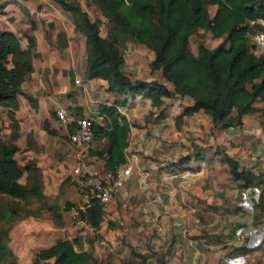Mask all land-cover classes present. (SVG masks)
Masks as SVG:
<instances>
[{"label":"trees","instance_id":"obj_1","mask_svg":"<svg viewBox=\"0 0 264 264\" xmlns=\"http://www.w3.org/2000/svg\"><path fill=\"white\" fill-rule=\"evenodd\" d=\"M52 1L70 13L75 32L84 39L85 79L105 81V91L118 96L141 95L149 99L153 107H160L163 98L174 96L192 100V105L185 106L174 118L176 129L184 117L197 111L210 117L213 128L227 129L241 126L243 115L263 109L264 52L256 54L249 42V35L262 28L249 26L248 22L264 20V0H90L105 19V36L99 34L98 21H90L78 2ZM209 5L215 6L212 16L208 13ZM198 30H205L220 41L213 48L199 42L196 52L192 53L189 37ZM126 41L138 43L153 53L149 69L160 70L171 89L157 81L132 80L123 72L121 47ZM34 47L32 36L26 38V48L22 49L12 31L0 30V106L7 109V116L13 124L14 111L18 107L16 96L21 94L20 86L25 75L32 71V59L36 55L32 52ZM26 100L36 109V102L31 97ZM124 104L125 99L118 98L110 105L99 104L97 115L101 120L90 117L92 139H103L104 145L100 150H88V154L102 161L104 172H114L125 163L130 128L139 127L118 110ZM43 129L54 134L47 124ZM12 130L14 137L17 134L15 124ZM69 131L72 132L73 128ZM26 139L28 145L30 136L27 135ZM194 150L193 154L199 155L198 150ZM17 151L14 143L0 139V196L22 201L34 190L18 181L30 166L17 163L13 157ZM216 153L220 155L221 163L227 165L231 178L239 181L241 189H259L253 209L264 215V172L253 173L240 168L227 154L218 149ZM186 159L182 156L178 161ZM37 197L42 195L37 193ZM104 205L93 199L78 218L92 230H98ZM71 207L66 204L64 210ZM52 213L56 225H61L60 213L54 207ZM4 235L6 238L7 232ZM7 248V242L0 241V252L5 253ZM131 255L137 264H148L144 254L132 249ZM150 255L154 257V264H164V252L150 251ZM93 261L91 253L80 249L74 238L57 239L37 250L31 264H91ZM14 263L13 258L11 264Z\"/></svg>","mask_w":264,"mask_h":264},{"label":"crops","instance_id":"obj_2","mask_svg":"<svg viewBox=\"0 0 264 264\" xmlns=\"http://www.w3.org/2000/svg\"><path fill=\"white\" fill-rule=\"evenodd\" d=\"M40 1L45 3V0ZM28 7L27 11L31 13L32 9ZM213 8L212 15L215 6ZM40 14L45 15L47 12L42 8ZM4 30L13 32L10 26ZM35 45L38 46L39 41L36 40ZM134 45L136 50L144 47L138 43ZM47 50L48 47L44 45L40 52L36 51L32 59V71L25 75L20 86L21 94L16 96L18 107L14 111V118L19 124V134L13 142L18 147L13 156L16 161L18 152L23 151L22 154L27 155L31 153L30 150L25 151V134L20 124L24 121L29 125L39 122L44 116L42 107L46 104L45 101L57 104L54 97L38 95L34 90L38 79L33 60L44 56ZM149 56L153 58L150 50ZM159 76L160 80L153 81L167 86L169 83L163 79L161 73ZM87 81L99 87V95H95L102 97V104L110 105L115 98L123 101L130 97V104L127 101L121 108L128 106V112L132 113L139 104L143 106L139 117L134 120L118 107L130 123L139 127L130 128L125 163L122 165V169L129 168V173L121 176L120 184L112 196L122 208L131 205L132 219L137 222L133 224L137 231L142 226L147 227L150 232L146 235L150 241L148 243L154 246L149 247L150 251L164 252V264H218L224 261L227 264L237 256L242 257L241 264H264V215L254 212L253 207L247 213L238 206L241 189L239 181L231 178L227 165L221 163L220 155L216 153L218 149L227 154L240 168L253 173L264 172V107L260 112L243 115L239 127L212 129V134L205 131L190 137L185 132L186 129L197 131L200 126L197 123L190 126L189 119L194 115H205L201 111L184 117L178 129L174 127V118L185 106L192 105L190 98L174 96L167 106L164 101L170 98H163L160 107H153L150 100L141 95L118 96L105 91L106 83L103 80ZM143 81L147 82L144 79ZM26 97H31L36 102V109L29 105ZM180 99L185 103L181 104ZM77 105L82 107L85 116H92L96 121L101 120L97 115L98 104L95 108L81 103ZM144 109L147 112H143ZM206 119L211 127L210 117ZM99 141L104 145L103 139ZM98 145L99 142L94 140L87 147L100 150L103 146ZM194 145L195 150H198L197 156L193 154ZM75 147L80 151H73L68 155L71 160H82L88 153L83 154L81 151L84 148ZM182 156L187 159L178 161ZM85 161L102 170L100 159L88 155ZM17 163L21 165L18 161ZM20 179L18 181L22 184ZM106 206L105 212L108 211ZM113 214L111 212V216H108L111 220L115 217ZM238 227L250 233L237 237L235 230ZM238 252L244 254L236 255Z\"/></svg>","mask_w":264,"mask_h":264},{"label":"rangeland","instance_id":"obj_3","mask_svg":"<svg viewBox=\"0 0 264 264\" xmlns=\"http://www.w3.org/2000/svg\"><path fill=\"white\" fill-rule=\"evenodd\" d=\"M72 1L80 4L90 21H98L99 34L105 36V19L96 7L91 5L90 0ZM27 6L32 9L31 13H28ZM213 6H208L209 16H212ZM42 8L47 14H40ZM7 26H10L18 38L20 48H26V38L29 36L34 38L35 44L36 40L39 41V45H35L32 49L35 54L37 50L40 52L44 45L48 47L44 56L33 60L38 79L34 90L38 95L54 97L57 104L53 105L50 101H45L46 104L42 107L45 118L41 117L39 122H34L33 125L27 124V121L20 124L25 134V151H31L28 155L22 154L23 151L16 155L21 166L26 164L30 166L29 170L24 172L28 180L26 181L24 176L20 180L23 185L34 191L22 201L0 196V241L7 242V249L10 252V254L8 251L0 252V264H11L13 258L14 264H31L37 250L50 245L57 239L74 238L78 240L80 249L91 253L94 260L91 264H137V260L131 255L132 249L144 254L148 264H154V257L150 255L149 249L154 246L148 243L149 240L146 237L150 232L144 226L139 231L136 230L131 205L122 208L112 196L111 200L104 205H107L108 211H104L98 230H92L85 223L77 222L69 214L71 208L78 202V190L71 175V168L78 159L71 160L68 154L80 150L69 144L67 130L55 120L54 109L61 106L71 115L85 116L82 113V107L77 103L95 108L97 104H102L104 101L101 96L99 98L96 96L99 95V87L84 78V39L80 33L75 32L70 13L63 11L52 0H45V3L40 0H0V30H4ZM219 41L220 38L211 37L209 32L198 30L189 37V48L195 53L199 42L207 48H213ZM249 42H251V34ZM134 44L126 41L121 47L123 72L132 80L144 79L147 82L160 80V70L149 69V63L152 60L149 50L145 47H139L140 49L136 50L133 48ZM29 87L33 90L32 86ZM167 87L172 88L170 84H167ZM127 101L130 104L131 98H125V102ZM171 101L173 98L164 102L167 106ZM179 102L185 103L181 99ZM139 106L132 113L128 112V106L127 108L119 106V109L134 120L139 117L143 109L141 104ZM145 111L144 109L143 112ZM208 117L206 114L194 115L189 119L191 120L189 125L197 123L200 127H197V131L188 128L185 132L190 137L192 134L205 131L212 134V129L215 128L209 127L206 119ZM91 118L94 117L91 116ZM14 120L17 134L13 137L14 124L7 116V109L0 106V139L6 143H13L19 134L18 121L15 118ZM44 124H47L54 134L46 133L43 129ZM30 126L32 129H29ZM27 135L31 140L28 145ZM94 140L92 139L91 142ZM95 141L99 142L98 146H103L102 141ZM82 148H84L81 151L83 154L93 150L87 146ZM86 156L82 158L83 161ZM37 193H40L42 197L38 198ZM66 204L72 207L64 210ZM53 207L61 215V225H56L52 218ZM111 212H114L115 216L112 220L108 217L111 216Z\"/></svg>","mask_w":264,"mask_h":264},{"label":"built area","instance_id":"obj_4","mask_svg":"<svg viewBox=\"0 0 264 264\" xmlns=\"http://www.w3.org/2000/svg\"><path fill=\"white\" fill-rule=\"evenodd\" d=\"M249 26L258 25L262 29L254 32L251 35V44L256 54L264 52V20L255 19L248 22ZM55 120L67 130L68 141L71 145L86 147L92 140V119L88 116H81L75 118L69 114L67 110L61 106L54 109ZM73 128L70 132L69 128ZM129 168L122 169L119 167L114 172H104L93 163L88 161H77L71 168V175L74 178L75 186L78 190V202L73 206L69 212L71 218L77 222H82L78 217L81 212H84L89 206L91 200L95 199L102 204H106L111 200L115 188L120 184L121 176L127 175ZM259 189L257 187H248L240 189L238 206L245 212H250L253 207V202L257 200ZM250 233L244 231L242 227L235 230L237 237L246 236ZM243 255V254H236ZM235 256V255H234ZM240 257V256H237ZM236 259H230L227 264H241L240 261L235 262ZM218 264H226L218 263Z\"/></svg>","mask_w":264,"mask_h":264},{"label":"bare ground","instance_id":"obj_5","mask_svg":"<svg viewBox=\"0 0 264 264\" xmlns=\"http://www.w3.org/2000/svg\"><path fill=\"white\" fill-rule=\"evenodd\" d=\"M236 258H239V259H236L235 262H233V263H236V262L240 261V257H236Z\"/></svg>","mask_w":264,"mask_h":264}]
</instances>
